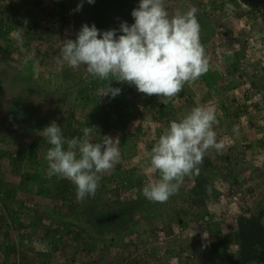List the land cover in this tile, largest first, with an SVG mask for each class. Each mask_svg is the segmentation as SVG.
<instances>
[{
  "label": "rangeland",
  "instance_id": "1",
  "mask_svg": "<svg viewBox=\"0 0 264 264\" xmlns=\"http://www.w3.org/2000/svg\"><path fill=\"white\" fill-rule=\"evenodd\" d=\"M117 2L119 7L110 11V7L106 9L111 4L107 0L92 4L84 0L82 8L75 11L80 0H0V46L8 50L6 57H0V179L18 182L10 159L22 148L29 150L36 138L39 162L33 167L27 164L24 170L41 169L40 165L46 163L42 149L47 151L50 145L40 132L52 121L68 119L79 134H83L84 127L95 126L91 139L99 142V121L104 120L109 129L103 135L120 139L121 160L102 174L104 184L100 183L99 194L116 205L126 196L140 197L144 199L142 208L151 216L136 212L123 228H100L104 234L88 228L79 240L83 249L71 256L70 246L65 252L70 259L64 262L54 258L56 264H86L92 260L99 264H231V253L237 254L243 247H247L245 253L250 258L255 250L248 247L246 237L244 243L228 240L229 250L224 251L222 263L214 260L221 258L219 236L233 237L240 229V220L260 225L252 234L260 236L257 248H264V0H165L169 14L195 6L197 16L216 26L209 39L201 40L209 71L185 84L167 105L155 95L147 96L135 86L115 80L111 86L120 87L121 93L115 98L102 97L100 92L107 81L92 79L83 65L69 67L60 55L64 40L75 39L85 23L95 24L103 31L115 28L117 35L121 21L131 25V6H138L139 0ZM18 38L23 39L22 51ZM20 99L25 100L24 109L29 114L23 121H11L8 108ZM197 105L216 107L219 123L214 130L217 140L225 141V148L220 153L215 149L207 151L200 180L196 182V175L185 177L176 200L171 202V196L164 203L150 202L143 196L142 188L158 177L150 166L149 151L172 120L182 118ZM234 126L238 134L234 133ZM242 172L246 174L245 181L234 183ZM43 179L47 184L50 178L45 173ZM202 181L208 185L204 188L208 190L204 191L206 202L190 207L185 191H194ZM71 190L73 195H66L63 201L40 195L35 188L18 190L17 199L25 201L26 206L10 211L19 214L17 219L9 211L0 218V264H44L35 253L53 250L50 240L54 228L63 222L79 223L80 211H87L96 202L88 197L77 200L76 189ZM203 195L199 193L200 197ZM70 205L76 214L68 212ZM171 206L180 213L187 209V214L193 213L178 223L169 218ZM113 210L116 212L117 208L108 209L104 215L112 216ZM221 225L227 232H217ZM125 228L134 233L123 236ZM118 234L124 241L121 247L113 244ZM64 237L65 232L59 233L57 240L71 244L69 237ZM90 237L96 241L89 250L86 246ZM131 241L137 249L128 246ZM13 247L15 251L11 252Z\"/></svg>",
  "mask_w": 264,
  "mask_h": 264
},
{
  "label": "clouds",
  "instance_id": "2",
  "mask_svg": "<svg viewBox=\"0 0 264 264\" xmlns=\"http://www.w3.org/2000/svg\"><path fill=\"white\" fill-rule=\"evenodd\" d=\"M87 2L92 4L95 0ZM83 3L80 0L75 11ZM197 13L198 9L192 6L169 14L165 0H139L131 12L134 22L129 25L121 21L119 35L115 28L101 31L95 24L85 23L75 39L64 40L60 55L69 67L83 65L92 79L107 81L100 92L102 97L115 98L121 93L120 87L111 86L115 80L135 86L139 93L155 95L167 105L185 84L198 80L210 68L200 39ZM17 42L22 51L23 39L18 38ZM218 123L213 105H197L170 122L148 154L158 179L143 186L142 194L147 200L166 202L178 192L185 177L200 175L209 149L222 152L225 141H218L214 130ZM94 129L95 126L84 127L82 136L65 138L61 126L52 121L40 132L50 145L44 155L47 176L70 181L80 201L94 197L102 174L114 169L121 160L119 137L106 134L94 142ZM233 131L239 133L235 126Z\"/></svg>",
  "mask_w": 264,
  "mask_h": 264
},
{
  "label": "trees",
  "instance_id": "3",
  "mask_svg": "<svg viewBox=\"0 0 264 264\" xmlns=\"http://www.w3.org/2000/svg\"><path fill=\"white\" fill-rule=\"evenodd\" d=\"M101 1H104V0H101ZM107 1L110 2L111 4L106 5V9L110 7V11H111L112 9L114 10L117 9L116 6L119 7V5H117L118 4L117 0H107ZM232 1L233 3H236L234 2L235 0H232ZM249 1L251 0H243L244 3H249ZM135 6L137 7L136 3H134L131 7L135 8ZM238 15L240 14L238 13ZM200 17L201 16H197L198 22L201 24L200 34H201L202 39L201 38L200 39L201 40L209 39L210 36L213 33H215L216 26H213L215 24H211V23L207 24L203 20V18H200ZM95 22H96V18H95ZM101 22L105 24L107 23L106 20H103ZM102 29L103 28H101L100 30L103 31ZM242 31H243V34H245L244 30H241L240 33L242 34ZM201 43L203 44V46L205 45L203 41ZM7 54H8V50L0 46V57L4 58L6 57ZM24 101L25 100L20 99L18 100L16 105H12L8 108V113L10 112L8 115L10 116L11 121H14V120L23 121L29 114L25 112ZM117 103H120V101H118ZM131 106L132 105H129V107ZM118 108L116 107L115 110H118ZM106 109H108V107ZM58 124L62 128L63 135L65 136V138H71L74 136L82 135L78 133V130H74L72 128V124L71 122H69L68 119L59 121ZM99 125L101 126L102 129H101L100 136H98V138L96 137L98 140H100L101 136H103V134L107 131V129H109V126L105 125L104 120L99 121ZM38 139L39 138L32 140L31 142L32 146L29 148V150L27 149L25 150L22 148V150L15 152L14 157L10 159L12 171L14 174L18 176V182L13 183V182H8L4 179H0V218L3 217L5 212L9 211L10 216H14L17 219L19 214L17 212L11 213L10 211L11 210L20 211V209L26 206L25 201L23 200L19 201L17 199L18 190L29 191L35 188L37 193H39L40 195H43L45 197L55 199L58 201H63L66 195H71V194L73 195L71 188H75V186L66 179H61L57 176H52L50 179H48L47 184H45V181L43 179V174L45 175V173L47 172V163L43 162L42 165L39 164L41 167L40 170H35L33 168H31V170L30 168H28L29 171L24 170L27 164L33 167L36 163L39 162V158H38L39 153L37 152V147H38L37 142L39 141ZM123 139H121V142L123 141ZM42 153L44 155L46 153V150L42 149ZM155 175L157 176V174ZM200 178L196 176V182L199 181ZM245 178H246V174L242 172L233 180V182L237 183L242 180L245 181ZM104 180L106 183L108 182V179H106V177ZM100 183H102V180ZM207 186L208 185H206V183L202 181V183L196 184L194 188L195 190L192 191L194 193L190 192V190L188 192L185 191V193H187L189 196L190 207L193 206V204H197L199 206V204H204L206 202L207 194L205 195L204 191L205 190L208 191V190L204 188H206ZM116 189L117 191H121V188H116ZM99 190H101V186H99V188L97 189L94 197L92 196L88 197V199L93 200V202L96 201L94 203V206L89 208L87 211H86V208L85 210H83L84 212L82 210L80 211L79 215H81L82 221H79V223L63 222L61 226L54 228L55 233L52 236V240H50V244H52L53 250L52 251L43 250L40 252L39 251L36 252L35 254L38 260L44 262V264H56L55 261L58 259H62L64 262H67V260H69L70 258L67 255V253H65L66 250L71 246V251H72V252L70 251L71 256L77 255L78 251L79 250L81 251L83 249L79 245V242H80L79 240L81 236L83 235V232L87 233V231L89 230L88 228H91L96 233L104 234V231L100 229V228H103V226H113V227L123 228L125 227V225H127V222H129V220L132 219V215L134 213L143 212V213L149 214L147 209L142 208V203L144 202V199L140 197H132V196L127 197L126 196V198L124 197L122 199L117 200L118 205H116V202H109V200L104 199L102 195L99 194ZM199 193H203L204 195L200 197ZM112 204H115L114 205L115 207H112ZM113 208H117V211L115 212L113 210L114 213L112 216L107 217L104 215V213L107 212L108 209H113ZM68 209H69L68 212L70 213L71 212L74 214L77 213L73 211V209H75L74 206L70 205ZM169 215H170V218L174 219L178 223H182L183 219L186 218L183 215L181 216L180 214L174 215L172 212H170ZM197 215L199 214L197 213ZM259 226L260 225L257 222L248 223V222H245L244 220H240L238 224V228L240 227L239 231H236V233L232 235L233 237H231V235L225 236L226 243L228 242V240H231V238H232L231 243L232 242L235 243L236 240L238 241L241 240L244 243L245 240L247 239L249 241L248 247H251L252 250H255L254 252L255 255L254 254H253L254 256L250 255V258H248V255L245 253V250L247 247H243L244 249L240 250V252L236 254L237 255L236 259L232 258V260L230 261L231 264H264V248L262 246L257 248V244L261 242L260 236L258 235L257 237L256 235L255 237L252 234V232L255 231V228H259ZM45 227L47 228V226ZM49 230H51V226H49L48 232ZM62 232L66 233V237H69L68 241H71V244H67L66 241H63V243H60V240H57V236H59V233H62ZM133 233L134 231H131L125 228V233H123V236L126 235L130 237ZM116 236H117V242L114 241L113 244L119 245L121 247L122 245H124V241L121 239V234H118ZM66 237H64L65 240L68 239ZM89 239H90L89 240L90 242L89 244H87L86 249L90 250L93 246L92 244L95 243L96 239L92 237H90ZM72 242L75 243V244L73 243L74 246H72ZM128 246H131L135 249H137L138 247L133 241H131V243L128 244ZM14 251H15V247L11 248V252H14ZM181 251L184 252L185 248L183 249L181 248ZM54 258H56L55 261H54ZM216 259H219V258H216ZM72 260L73 259L71 258L70 261ZM86 264H99V262L96 260L94 261L92 260V261H88Z\"/></svg>",
  "mask_w": 264,
  "mask_h": 264
},
{
  "label": "crops",
  "instance_id": "4",
  "mask_svg": "<svg viewBox=\"0 0 264 264\" xmlns=\"http://www.w3.org/2000/svg\"><path fill=\"white\" fill-rule=\"evenodd\" d=\"M146 156H144V158H145ZM147 158V157H146ZM173 197H172V200H171V202L172 201H174V200H176V198L178 197V193H176V194H174V195H172ZM174 196H175V198H174ZM171 198H169V200H170ZM171 202H170V204H171ZM159 206V205H158ZM185 208V207H184ZM170 209H172V210H170V212H172L173 214H175L176 212L177 213H179L178 211H176V208H175V206H171V208ZM188 210L189 209H187L186 211H184L185 212V215H183L182 214V211H181V213H180V215L182 216H184V217H186V218H184L183 220H185V219H187L188 217H189V215H191L192 213H189V214H187L188 213ZM193 211V210H192ZM196 218V217H195ZM217 230V232L218 233H225V232H227V231H225L224 229H223V225H221L220 227H219V229L217 228L216 229ZM227 234V233H226ZM226 234H224V235H226ZM230 235V234H229ZM219 237H221V240H222V242H221V250H219L218 251V254H220L221 255V258L220 257H217V258H219V259H216V260H219L221 263H222V257L225 255L224 254V251H226V250H229L228 248H229V246H228V243H226V241H225V237H223V236H219ZM231 255L233 256V259H236V256H235V254L234 253H231ZM226 262V264H227V261H225Z\"/></svg>",
  "mask_w": 264,
  "mask_h": 264
}]
</instances>
